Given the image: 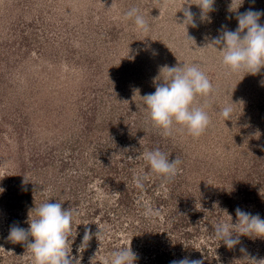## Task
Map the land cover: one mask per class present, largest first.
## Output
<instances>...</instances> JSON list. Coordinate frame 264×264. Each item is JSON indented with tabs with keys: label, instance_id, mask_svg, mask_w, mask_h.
<instances>
[{
	"label": "rangeland",
	"instance_id": "1",
	"mask_svg": "<svg viewBox=\"0 0 264 264\" xmlns=\"http://www.w3.org/2000/svg\"><path fill=\"white\" fill-rule=\"evenodd\" d=\"M196 2L0 0V264H33L27 242L8 240L9 229L28 228L30 215L37 218L35 207L49 201L73 209L70 255L80 264L95 256L94 264H105L106 187L107 260L131 247L134 264H160L158 254L172 261L202 260L206 251L216 256L215 264L236 263L237 253L228 262L212 253L222 242L213 235L214 225L236 224L234 208L245 204L242 193L253 182L248 174L264 187V69L232 73L221 64L220 46L207 47L222 26L238 27L236 11H229L232 0H215L203 20ZM132 7L148 21V33L124 18ZM249 8L264 11V0H243L238 11ZM185 9L194 14L195 26L185 24ZM259 23L264 25V16ZM185 63L199 65L213 85L209 97L194 102H207L211 120L198 138L179 125L164 136L142 98L163 83V66ZM226 105L233 113L225 121L219 113ZM156 148L170 161H182L169 181L141 155ZM134 177L143 178V190ZM186 179L183 195L175 181ZM121 193L128 209L120 212ZM225 198L240 201L220 213L216 205ZM145 205L160 214L146 217ZM141 217L147 218L145 226L132 232V221ZM98 225L104 239L93 235L78 252L85 227L94 234ZM239 239L235 248L244 245ZM263 249L257 245L247 253V264L264 260Z\"/></svg>",
	"mask_w": 264,
	"mask_h": 264
},
{
	"label": "clouds",
	"instance_id": "2",
	"mask_svg": "<svg viewBox=\"0 0 264 264\" xmlns=\"http://www.w3.org/2000/svg\"><path fill=\"white\" fill-rule=\"evenodd\" d=\"M214 3L215 0H197L195 4L201 10L202 20L206 18L207 13L214 10ZM242 3L243 0H232L229 6L230 12L236 11L238 27L233 31L226 30V26H222L220 35L213 37L207 47L218 50L217 46H220L218 51L222 54L221 64L230 72L245 71L247 74L256 75L264 69V25L259 23L264 11H254L249 8L241 13L238 9ZM184 17L185 24L195 26L194 14L190 9L184 10ZM124 18L133 20L138 31L143 33L150 31L148 21L137 7L126 11ZM162 74H164L163 83L156 84L154 93L142 97L153 126L161 129L164 136H171L174 126L179 125L181 130L186 129L189 135L198 138L209 127L211 120L205 111L207 102L203 106H194V102L197 96L207 98L213 93L211 81L196 64L165 65L161 68ZM261 84L264 85V81H261ZM232 113L233 107L226 105L220 109L219 114L226 121L232 119ZM141 155L150 166V170L163 177L165 181L177 175L178 166L182 163L179 157L170 161L159 148L144 151ZM133 182L137 188L143 190V178L134 177ZM35 213L37 218L32 219L30 215L27 221L28 228L12 225L7 239L14 243L27 242V249L33 256V264H80V259L70 255L69 237H72L73 209H64L61 202L49 201L35 207ZM159 214V211L145 205L146 217ZM236 217L235 225L225 222L214 225V237L229 249L240 243L241 235L264 237V219L259 214L253 215L237 207ZM98 228L99 230L93 234L90 228L85 227L78 252H83L88 247L93 235L99 241L104 239L105 232L99 225ZM29 237L33 239L30 241ZM240 251L246 252V249L241 248ZM95 259L96 256L91 259L90 264H94ZM136 259L137 256L131 247L123 248L113 252L110 260H106L105 264H134ZM251 261L254 264H264V260ZM171 264H203V261L185 257L173 260Z\"/></svg>",
	"mask_w": 264,
	"mask_h": 264
},
{
	"label": "trees",
	"instance_id": "3",
	"mask_svg": "<svg viewBox=\"0 0 264 264\" xmlns=\"http://www.w3.org/2000/svg\"><path fill=\"white\" fill-rule=\"evenodd\" d=\"M256 165H257V168L260 167V164L256 163ZM198 168L199 169H202L203 167L202 166L201 167L198 166ZM94 170H95V167H94ZM191 171H192V169H191ZM181 173H183V172H181ZM254 178H256V177L253 176V173H250V174L247 175V178L246 179H251V180H253V182H251V184H250L249 187H247L246 184H245L247 190L242 193V195L245 196V200H244V203L245 204H242V208H240V209H242L244 211H247V212H250L253 215L259 214V216L262 219H264V187H261V185L259 186L254 181ZM175 182H176L175 183L176 184V187L179 186L178 191L180 193H183V195H185V191H186L185 190V188H186L185 183L187 184V186H189V184L187 182V179H186V181L178 182V180H177ZM195 185H193L192 188H197L198 189V192L200 193L199 188L197 186L198 183H195ZM122 193H123V191H122ZM122 193H121L120 197L117 199V201H118L117 207H118V210H120V212L123 209H128V208H125V207H128V206L125 205L126 199H127L126 193L124 195ZM193 198L195 199V198H198V197L197 196H193ZM167 200H171V198H167ZM239 201L240 200L237 199V198L232 199V200H230L229 198H225L223 201H221V203H220L221 205H216V209L219 210L220 213L226 212L225 209L226 210H231L232 209V207L227 208V205H229L228 203H232L234 205V203H237ZM236 209H237V206H235V208H234L235 212H236ZM185 211H187V209H185ZM188 213L190 214L189 211H188ZM128 216H130V214ZM131 216H133V214ZM196 216L198 217L199 214H195V217ZM146 219L147 218H145V217H141L139 220H136V221L133 220L132 221L133 224L131 225L132 232L139 233L140 230L138 229V227L140 225H142V227H144L145 226V220ZM136 223H138V225ZM122 224H123V222H122ZM195 231L196 230H193L192 232H186L184 234L185 235V238L192 237L193 236L192 234ZM149 235H151V236H149ZM149 235H147V238H149V239H151V240L154 241L155 239L153 237V234H149ZM244 236H246V237H244ZM144 238H145V236H144ZM241 238H242V240L244 242L243 247L245 246L244 249H246V252H241L240 251V249L243 248V247H241V248H235V247H233V248L229 249L224 243L222 244V242H221V245L218 244V245H220V247L217 248V250L214 249L215 251L212 250V253L214 252V253L220 254L221 259H223L226 262L230 261V259L232 260L234 258V253H237L238 254V257H236L237 260H233V261L234 262L236 261V263H239V264H247V260H246L247 259L246 258L247 253H254L257 250V245L258 246H263L264 245V237H255V236L241 235ZM148 242L149 241H146V244ZM146 244L143 243V245H146ZM218 245H216V247ZM253 245L255 247H253L250 250L251 246H253ZM248 247H250V248H248ZM263 252H264V249H263ZM205 254H206V256H203V258H201L202 261H203V264H215V262H216V256L215 255H210V252L209 251H206ZM262 255L264 256V253H262ZM157 258H158L160 264H171V261H172L171 259L168 260V258H170V257H167V255H165V254H158V257ZM234 262H232V263H234ZM225 264H227V263H225Z\"/></svg>",
	"mask_w": 264,
	"mask_h": 264
}]
</instances>
